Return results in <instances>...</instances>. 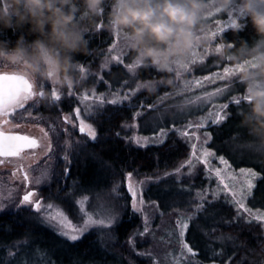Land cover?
<instances>
[{
    "label": "trees",
    "instance_id": "16d2710c",
    "mask_svg": "<svg viewBox=\"0 0 264 264\" xmlns=\"http://www.w3.org/2000/svg\"><path fill=\"white\" fill-rule=\"evenodd\" d=\"M233 4H235L233 7L237 6L235 0ZM110 5L111 0H106L105 15ZM214 22L213 19L206 21L207 25ZM239 22L243 24L246 20L241 18ZM102 23L88 33V53L77 57L80 65L95 73L94 75L86 73L85 82L88 83L86 87L95 86L97 91L103 89L105 84L103 81L106 83L112 81L114 73L126 70L122 64L111 66L105 71L101 70L106 52L113 43V33L104 29ZM5 38L14 41L16 35L9 30L5 33ZM243 40L250 44L256 40L250 25L239 32L229 28L218 34L208 44L210 52L207 56L200 63L192 65L186 76L201 78L221 72L225 67L245 63L244 61L238 63L228 56H220L215 49L217 47L221 49L222 45H227L228 42L235 43L238 48ZM230 51L236 52L237 49L231 48ZM210 63L213 66L208 68ZM97 75L103 79L100 77L97 79ZM167 75L173 79V84L161 86L154 94L136 90L127 102L117 105L106 103L102 107H95L94 114L89 120L96 127L97 140L91 141L81 137L78 144L73 141L69 153L71 163L67 180L62 178L65 168L62 163L65 161L59 154L64 152V147L59 143L61 147L57 154L59 164L52 182L42 191L43 194L52 196L69 217L75 219V200L64 198L75 181L76 198L100 194L103 195L102 199H113L120 203L121 207L114 225L101 232L92 230L72 242L47 226L31 209L21 207L19 210H11L0 214V264H154L155 257L162 263V249L158 248L161 244L157 241L163 239L165 235L163 229H156L143 239L136 237L138 231L142 230V219L129 207L131 205L125 181L128 173L151 179L172 177L170 174H175L173 172L190 155L189 142L180 137L175 130L181 128L184 122H179L173 128H165L167 136L163 143L147 146L126 140L125 137L133 135L135 128H126L124 125L141 123L143 117L153 109L162 107L172 99H181L198 92L185 94L174 80L175 75L173 73ZM160 76L161 74L154 68L141 66L135 70L133 78L136 82L131 89L135 90V85L146 80L158 79ZM234 88L236 93L229 98L228 108L224 112L226 119L207 128L212 136L209 147L218 156L223 155L237 168L247 167L259 173L248 198V205L264 208V150L255 151L254 156L250 157L237 156L240 152L247 153L244 151L245 147L264 140L252 135L242 123V114L247 108V102L243 99L245 85L237 84ZM234 98H241V103L236 104ZM73 105L75 104L71 100L62 101L59 106H52L48 111L44 107L41 108L39 113L45 118L49 115V118L61 122V115L70 113ZM138 112L139 116L136 115ZM183 172L185 171H181ZM165 173L169 175L166 176ZM117 185L119 186L117 191L113 192V187ZM191 197L183 204H179L181 199L173 201V204L165 209L164 214L159 217L167 218L165 228L169 225L173 227L172 218H180L176 212L186 202L190 203L194 196ZM203 211L202 216L197 218L198 221L194 220L184 234V241L195 253V255L188 253V264H264V231L259 224L251 221L242 210L238 215L237 208L224 198L206 205ZM130 240L134 241V246ZM17 241L21 243L19 247H14ZM162 246L165 247V242H162ZM38 249L45 252L46 256L41 258ZM9 250L13 251L15 256L9 257Z\"/></svg>",
    "mask_w": 264,
    "mask_h": 264
},
{
    "label": "clouds",
    "instance_id": "9594fccd",
    "mask_svg": "<svg viewBox=\"0 0 264 264\" xmlns=\"http://www.w3.org/2000/svg\"><path fill=\"white\" fill-rule=\"evenodd\" d=\"M0 0V71L23 76L34 88L54 85L74 91L87 78L77 57L89 51L90 30L102 27L120 37L121 45L137 66L154 68L161 76L138 84L149 94L173 84L167 74L182 67L207 47L208 0ZM234 0H216L218 9L230 12ZM232 29L251 26L256 40H243L237 48L228 42L218 50L238 63L248 97L242 123L264 140V0H235ZM243 18L246 23H240ZM11 30L13 41L5 38ZM236 48V52L230 51ZM44 91L41 89L37 95ZM45 94V93H44Z\"/></svg>",
    "mask_w": 264,
    "mask_h": 264
},
{
    "label": "rangeland",
    "instance_id": "374dc122",
    "mask_svg": "<svg viewBox=\"0 0 264 264\" xmlns=\"http://www.w3.org/2000/svg\"><path fill=\"white\" fill-rule=\"evenodd\" d=\"M208 3L210 7H209L208 15L206 16L205 20L210 21L211 19H213V21L215 22L214 24L211 23L212 25L211 24L208 25L207 47L206 48L202 47L197 49L194 55L187 62L184 63L186 67H184L183 65L182 67L175 68L172 72L175 75L174 80L181 86L185 94H189L195 91L198 92L193 95L191 94L187 97H183L181 99H172L170 102L166 103L162 107L153 109L149 114L143 117V121L141 123H136L139 125V128L138 129L135 128V130L133 131V133L136 132L139 135L149 136L151 138L155 134H158L161 128L164 129L173 128V125H176L179 122H184V124H182V127L178 129H180L181 131H187L189 134L195 133L196 136L200 137V139L197 140L196 136H192V138L189 140L185 137H182L177 132L180 135V137L185 138L189 142L190 155L188 159L191 157L192 154V147H191L192 144L197 145V155L201 154L200 153L201 146H203L204 148H210L209 144L212 139L209 140L208 144L206 145L203 144L204 139H206L205 134L210 133L207 130L208 126L216 124L213 123V121L215 120L217 113L225 115L224 114L225 109H222L221 106L227 104L229 98L236 93L234 87L237 84L239 85L244 84L241 82L239 77V73L242 71L244 67V63L235 67H228L233 69V73L231 75H224L223 71H221V72H215L211 75H207L201 78H192L186 76V73L191 69V66L198 62L200 63L203 60V58L207 56V54L210 52L208 44L212 42L213 38L218 34L224 32L225 30L232 28L233 20L238 15L236 13L237 6L233 7V5L235 4L232 5V10L230 12H227L218 9L216 7V0H208ZM218 18H220V20H217ZM215 49L218 51L220 48L217 47ZM117 56L120 57L119 61L115 59V57ZM119 64H122L126 68V70L124 72L114 73L111 77L112 81L108 83H106V81H103L105 84L103 86V89H101L100 91H97L95 86L86 87V85L88 84L87 82L84 83L83 87L75 89L72 92V94H69L68 89H57L54 85L51 84L42 85L39 86L38 88H35V92H38L42 89L45 93L43 96L35 95L32 99L28 100L22 108H17L15 109V111L11 113L8 119L11 121L12 124L19 125V127L13 128L9 125L8 126L9 130L12 132H19L36 138L39 141V146L34 150H29L24 152L23 154H25L24 156L27 158L24 159L23 161H20L19 158H7L8 161L10 162H6L5 164L0 165V196H2V200H0V202H2L5 205L4 209H0V214L9 212L11 210H16L17 209L16 205L18 204L19 200L22 198L24 194L25 184L24 182H22V179L20 178L22 176V172L18 171L16 176L12 175L13 171L17 168V164L23 163L25 170H35V171H31L32 176L39 175V169L45 167L44 162L46 158L43 155H41V153L44 151V144L46 143V141L43 139L42 129L44 131H48L49 137L51 138L54 146V152L51 154L52 158L47 160V165L50 166L52 175L54 177L56 167L59 164L58 155H57L58 150L61 149L59 143H61L62 146L65 148L64 141L65 139H67L66 134L63 132V128L65 126L70 128V126L66 125L63 119L64 115L68 113H63L61 115V122H56L52 118H49V115H47L46 118L43 117L39 113L41 108L44 107L48 111L49 108H51L52 106L55 107L59 106L60 103H62V101L71 100L75 104L73 105L72 111L70 112L73 115V118H75V108L80 107L82 109L81 112L82 118H84L86 122L91 123V121L89 120L90 119L89 114L83 111L84 104L80 102V97L84 94L86 90L88 91L89 96H91V91L95 89L97 95L103 93L106 99L108 100L112 98L113 93L119 92L121 96L127 94L129 96V99L124 100L123 102L129 101L130 97L133 96L136 90L138 91L143 90L137 88V85H135L134 87L135 90L131 89L133 84L136 82L134 81L133 78L135 70L141 66H137L133 71L128 70L127 65L133 64V57L129 53V51L121 45L120 37L113 33V43L106 52V57L103 60L101 70L105 71L109 69L111 66L119 65ZM212 66H213L212 63H210L208 65V68H211ZM0 72H11V71L5 70ZM86 73L91 75L95 74L93 73V71L89 69L86 70ZM217 74L222 75L223 79L219 78ZM99 77L100 75H97V79H99ZM197 81H199V83H197ZM217 87L222 89L221 93L211 96L210 99L205 98V93H213ZM53 88H55L57 91L61 93V99L59 101L56 102L53 101V98L51 96V92ZM196 97H200V99L197 100ZM244 97H246V93ZM189 101H191V103H189ZM87 103H91V101H88ZM189 122L193 124V127L188 128ZM196 125H200V127H196ZM53 129L55 130L53 131ZM81 137H85L86 139L90 140V138H88L87 136L80 134L78 129L74 130V135L72 137V140L80 141ZM150 144H154V143H149L148 145ZM260 149L264 150V142H260L255 145H250L245 147L244 151L247 153L240 152L237 154V156L239 158L243 157L244 155H246L247 157L254 156V152L255 151L257 152ZM32 152H35L37 154L38 159H34L30 155ZM59 155H61V158H63L64 152H62ZM212 162L217 167L223 169L224 166L221 165L217 159L212 158ZM229 164L231 165V169L229 171L233 173L236 179L232 180V177H228L227 173H225L226 176L225 182L235 183L237 186H240L244 182L243 177L240 174V169L241 168L251 169V168H247V167L237 168L230 162ZM62 165L65 167V163H62ZM179 168H181V166ZM197 170L198 173H196ZM181 171H185V172L181 173ZM173 173L175 174H170L172 177L169 178L165 177L163 179H153V178L148 179V177H144V176L139 177L137 175L132 174L131 180L133 186L142 189L143 200H144V204L142 205L143 211H136L132 207V192L128 190V185H129L128 176L125 181L126 183L125 188L127 192V197H129V201L131 205L129 207H131L133 212L139 215L142 219V230L138 231L136 237L143 239L146 236L152 234L154 230L163 229L162 231L165 234L162 239L163 241L160 239H158L157 241L158 243L161 244V247L158 248L162 249L161 250V255L163 257L162 263L176 264V261L178 260L179 264H188L189 257L186 250H185V255L181 256L182 243H181V237L179 235V228L177 227L176 222L178 219L181 218L182 213L185 216H187L195 211V205L199 203V197L197 193H204V192L208 193L209 203H206L205 207L206 205L214 202L212 200L211 192L209 190L216 189L218 178L215 175H212L211 178H209V176L205 172V165L203 164V162H195V168L191 172H189V166L184 165V167L181 168L180 172H176L175 170ZM193 179L194 180L196 179L195 182L190 183L193 181ZM255 179L253 180L254 185H255ZM52 180L46 181L40 185H35V184L29 185L28 189L31 190L34 188L37 193L36 198L42 197L43 202L45 204L53 203L55 205H58L52 196L45 195L42 192L45 187L50 185ZM140 181H144V183L139 184L138 182ZM188 184H191L192 186L190 187L188 186ZM222 186L223 185H221V187ZM9 189H15L12 197H9L8 195ZM253 189L254 187L251 189V192L253 191ZM245 192L247 193L246 188H245ZM91 195L94 196L91 197L87 195L89 197V203H88L89 212H93L96 218L98 219L101 216H106V215H115L116 217L117 212L121 207L119 205L120 204L119 202L117 203L113 199H108V198L102 199L103 195L100 194H91ZM250 195L251 193L246 196L244 202L246 206L252 210V215H250L247 212L245 213L251 221L255 222L256 224H259L262 227V230L264 231V220L256 219V215L260 213H264V208L257 205H253V206L248 205V198L250 197ZM118 196H122V195L118 194ZM191 196H194L193 200H190V203L186 202V204L183 205L182 208L180 207L179 211L176 212L178 213L177 217L180 216V218H174V217L172 218L173 227L169 225L168 227L165 228V224H166L165 219L167 218H159L161 214L165 211V209L171 206L173 204V201L181 199L182 201L179 204L181 203L183 204V202L187 201V199ZM221 198H223V194L221 195ZM229 198H230V194H229ZM137 202H139V193L137 195ZM233 205L236 207L235 204ZM21 207H27L31 209L32 211L35 212V214L39 217V219L43 221V216H42L43 210H41V212H36V210L30 205H23L20 206V208ZM203 212L204 211L199 212L189 222V227L194 220H196V222L198 221L197 218L199 216H202ZM145 215H147L149 218V231L147 233L144 232ZM69 219L76 224L82 223V217L79 213V206L77 204L75 209V219H71L70 217ZM202 220H204V218ZM114 223L111 225V227L114 225ZM45 224L51 227L52 229H54L55 231H57L54 226L48 223ZM107 229L109 228H104L99 225H94L90 227L84 234L92 230H99L101 232ZM141 233L144 234L141 235ZM183 241H184V236H183ZM162 242H165V247L162 246ZM162 263L158 258L155 257L154 264H162Z\"/></svg>",
    "mask_w": 264,
    "mask_h": 264
},
{
    "label": "snow or ice",
    "instance_id": "6c2138e0",
    "mask_svg": "<svg viewBox=\"0 0 264 264\" xmlns=\"http://www.w3.org/2000/svg\"><path fill=\"white\" fill-rule=\"evenodd\" d=\"M116 60H120V57H115ZM122 63V61H121ZM129 71L135 70L137 65L129 64L127 65ZM186 67V65H184ZM80 70L86 73L85 67L81 64ZM233 73L232 68L225 67L223 68L224 75H231ZM219 78L223 79V76L217 74ZM100 79H103L100 76ZM199 83V81H197ZM138 88V85H137ZM222 89L217 87L213 93H205V98L210 99L211 96L217 95L221 93ZM73 91L69 90V94H72ZM37 95L34 91V87L31 82L24 78H18L14 74H4L0 73V165L5 164L8 161L7 158H19L20 161H23L27 157L22 155L25 149H35L39 146V141L36 138H33L29 135L20 134L19 132H12L9 130V125L13 128L19 127V125L12 124L8 117L11 115L13 111L17 108H22L24 104L30 100L33 96ZM44 93L41 92L40 96H43ZM51 96L53 101H59L61 99V93L57 91L55 88L52 89ZM129 99L127 94L121 96L119 92L113 93L112 98L110 100L106 99L103 93L97 95L95 89L91 91V96H89L88 91L86 90L84 94L80 97V102L84 104V112L89 114L91 117L94 112V107H102L106 103H110L112 105L121 104L124 100ZM197 100L200 97H196ZM236 104L241 103V98H234ZM248 103V97L243 98ZM91 101V103H87ZM191 103V101H189ZM222 109H227L228 105L224 104L221 106ZM82 109L80 107L75 108V118L71 113L65 114L63 119L66 125L63 128V132L66 134L67 139L64 141V156L63 159L65 161V168L62 174V178L67 180L69 176V165L71 163L69 159V153L73 147L72 137L74 135V130L78 129L79 133L90 138L91 141L97 140V130L96 127L92 123L86 122L81 115ZM137 116L140 113H136ZM226 119V115H222L217 113L215 120L213 123H219L220 121ZM126 128H139L138 124H125ZM175 127V125H173ZM193 127V124L189 122L188 128ZM196 127H200V125H196ZM55 129H53L54 131ZM43 131V139L46 141L44 144V151L41 153L45 159V167L39 169V175L32 176L31 171L35 170H25L23 163H18L17 168L13 171L12 175L16 176L17 172H22V182L25 184V191L22 198L19 200L16 205L17 210H19L20 206L30 205L33 207L36 212H42L43 222L48 223L56 228L59 234L62 237L67 238L69 241L75 242L80 239V237L92 226L99 225L104 228H110L111 225L115 222V215H106L101 216L99 219L96 218L93 212L88 211V203L89 197L87 195H82L79 198H76V182L73 181L72 187L65 193L64 198H72L75 200V203L79 206V213L82 217V223L76 224L73 223L72 220L69 219L68 215L63 211V209L59 205H55L53 203L45 204L43 202V198H36L37 193L33 188L31 190L28 189L29 185L35 184L40 185L46 181H50L53 179L52 171L50 166L47 165V160L52 158V153L54 152V146L51 138L49 137L48 131ZM176 131L187 139H191L192 136H196L195 133L189 134L187 131H181L180 129H176ZM119 135V133H117ZM206 139H204L203 144H208L209 140L212 139L210 133H206ZM167 136V131L164 128L160 129L158 134H155L153 137L142 136L133 133L130 137H125L126 140H129L137 145L147 146L149 143H163L164 139ZM196 139L199 140L200 137L196 136ZM75 143H79L76 141ZM192 154L191 157L181 165V168L184 165L189 166V172H191L195 168V162H203L205 165V172L211 178L212 175H215L217 179V186L215 190H209L211 192L212 200H219L221 195L223 194V198L227 200L229 203H233L237 207V214H240V210L242 209L244 212L252 215V210L249 209L245 204L246 196L251 193V189L255 186L253 180L259 176V173L255 172L253 169L241 168L240 174L243 177V184L237 186L235 183L225 182L227 173L228 177H232V180H235L236 177L233 175L231 171V165L229 161L225 159L223 155L217 156L214 151L210 148H204L201 146L200 155H197V145L192 144ZM34 159H38V156L35 152L30 154ZM212 158H215L219 161L221 165H223V169L217 167L212 162ZM195 161V162H194ZM181 168L176 169V172H180ZM129 185L128 190L132 192V207L136 211H143L142 205L144 204L142 189L138 187H134L132 184V173H128ZM165 175H169V173H165ZM148 179H151L150 177ZM139 184H143L144 181L138 182ZM221 185H223L221 187ZM119 186H114L112 191L116 192ZM245 188L247 189V193L245 192ZM15 189H9L8 195L12 197ZM139 193V202H137V195ZM230 194V198H229ZM199 197V203L195 205V211L185 216L183 213L181 214V218L177 220V227L179 228V235L181 237L182 250L181 256L185 255V250L187 253H191L195 255L193 248L190 247L186 242L183 241V236L185 232L188 230L189 222L201 211L205 210V204L209 203L208 201V193H197ZM59 198V197H58ZM0 200H2V196H0ZM155 203V202H153ZM5 205L0 202V209H4ZM145 219V228L144 232L147 233L149 231V218L147 215L144 217ZM257 220H264V213H260L256 215ZM144 233H141L143 235ZM20 241L15 242L14 247H19ZM27 243V241H24ZM130 243L134 246V241L130 240ZM41 258L46 256L45 252H40L37 250ZM9 257L15 256V253L11 250L8 252ZM176 264H179V261H176Z\"/></svg>",
    "mask_w": 264,
    "mask_h": 264
},
{
    "label": "water",
    "instance_id": "95a60500",
    "mask_svg": "<svg viewBox=\"0 0 264 264\" xmlns=\"http://www.w3.org/2000/svg\"><path fill=\"white\" fill-rule=\"evenodd\" d=\"M0 73H4V74H14L15 76H17L18 78H24L23 76H21V75H18V74H16V73H14V72H0ZM25 79V78H24ZM27 80V79H26ZM34 91H35V89H34ZM34 97V96H33ZM32 97V98H33ZM31 98V99H32ZM20 134H22V133H20ZM24 135H26V134H24ZM32 137V136H31ZM34 138V137H33ZM36 149V148H35ZM29 150H34V149H25L24 150V152H26V151H29Z\"/></svg>",
    "mask_w": 264,
    "mask_h": 264
},
{
    "label": "flooded vegetation",
    "instance_id": "af4514ba",
    "mask_svg": "<svg viewBox=\"0 0 264 264\" xmlns=\"http://www.w3.org/2000/svg\"><path fill=\"white\" fill-rule=\"evenodd\" d=\"M35 89V88H34ZM23 155H25V154H23Z\"/></svg>",
    "mask_w": 264,
    "mask_h": 264
}]
</instances>
